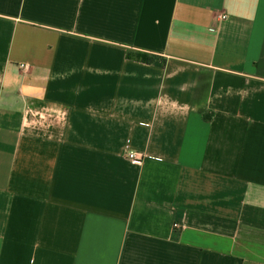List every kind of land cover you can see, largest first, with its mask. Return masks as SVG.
Returning a JSON list of instances; mask_svg holds the SVG:
<instances>
[{"label": "crops", "instance_id": "obj_1", "mask_svg": "<svg viewBox=\"0 0 264 264\" xmlns=\"http://www.w3.org/2000/svg\"><path fill=\"white\" fill-rule=\"evenodd\" d=\"M0 264H264V0H0Z\"/></svg>", "mask_w": 264, "mask_h": 264}, {"label": "built area", "instance_id": "obj_2", "mask_svg": "<svg viewBox=\"0 0 264 264\" xmlns=\"http://www.w3.org/2000/svg\"><path fill=\"white\" fill-rule=\"evenodd\" d=\"M226 19V16L225 15H222L219 17V20L221 21H224ZM19 68L21 70H27L28 69V66L27 65H24V64H21L19 65ZM123 158L128 161L130 164L132 165H140L143 161V155L141 154H136L134 152H131V151H125L123 153ZM180 226L178 224H175L174 228H179Z\"/></svg>", "mask_w": 264, "mask_h": 264}, {"label": "trees", "instance_id": "obj_3", "mask_svg": "<svg viewBox=\"0 0 264 264\" xmlns=\"http://www.w3.org/2000/svg\"><path fill=\"white\" fill-rule=\"evenodd\" d=\"M128 59L136 60L141 63L145 64H152L157 60L154 56L147 55V54H142V53H128L127 54ZM161 66L163 65V61L159 63ZM178 229V228H174Z\"/></svg>", "mask_w": 264, "mask_h": 264}]
</instances>
